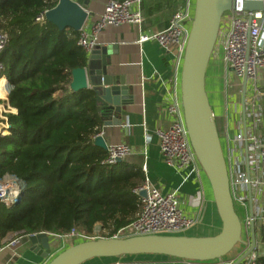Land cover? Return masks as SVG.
Returning <instances> with one entry per match:
<instances>
[{
  "label": "trees",
  "instance_id": "16d2710c",
  "mask_svg": "<svg viewBox=\"0 0 264 264\" xmlns=\"http://www.w3.org/2000/svg\"><path fill=\"white\" fill-rule=\"evenodd\" d=\"M58 3L0 0V32L9 35L0 52V78L11 86L8 100L18 111L6 115L9 133L0 134V178L14 176L23 184L17 204L0 203V242L14 233H94L97 224L102 238H112L140 211L134 193L140 169L125 161L102 164L107 151L94 143L102 127L95 94L70 90L72 71L88 59L78 45L80 32L36 21ZM256 235L264 243V227ZM256 264H264L263 253Z\"/></svg>",
  "mask_w": 264,
  "mask_h": 264
},
{
  "label": "built area",
  "instance_id": "2783aa9c",
  "mask_svg": "<svg viewBox=\"0 0 264 264\" xmlns=\"http://www.w3.org/2000/svg\"><path fill=\"white\" fill-rule=\"evenodd\" d=\"M235 9L226 12L222 23L228 25L226 43L224 46V61L232 67L240 80L247 79L240 90L243 102L230 101L234 111V120L226 128L223 139L226 142V162L228 166L231 194L235 208L241 212L243 226L242 239L244 249L234 259L223 261L222 264H234L238 258L251 247V228L264 227V87H261L258 78L259 71L264 69V12H249L244 9L246 1L263 0H234ZM142 0H110L99 20L93 25L92 32L80 31L78 45L87 53L98 47L99 35L110 26L134 25L142 29L144 17L141 12ZM194 5L187 0L185 7L179 9L172 16L169 26L153 35H142L140 42L155 40L165 51L176 50L177 64L183 65L184 54L193 20ZM45 13L40 14L36 21L44 22ZM84 29V28H83ZM8 33L0 32V52L8 43ZM0 70L3 65L0 64ZM251 83L253 95L248 97L247 92ZM6 98L0 97V104L8 101L9 90L6 89ZM245 92V96H244ZM177 99L168 106V114L173 122L168 129H158L155 133L159 147L166 164L177 172L200 173L202 169L192 148L184 119L181 100V88ZM9 110L11 107L6 104ZM5 110L0 109V117ZM9 129V124L0 123V134ZM152 141V135H145V147ZM107 158L102 162L106 166H115L133 154L127 144L110 145L107 148ZM146 152V150H145ZM203 170V169H202ZM146 192L142 197L141 193ZM140 196L141 205L137 219L127 228L120 230L114 237L127 238L148 235H186L197 221L184 214L180 208L177 192L162 194L146 179L143 185L134 189ZM23 194L22 182L14 176L0 178V203L12 207L18 203ZM46 233L56 242L69 241L86 242L99 239L94 233L80 231L77 228L67 233ZM36 235V234H34ZM24 233H14L10 241L0 245V252L5 247H16ZM55 242V243H56ZM260 249H255L241 264H256L258 257L263 253L264 243L258 239ZM123 257L118 258L116 264H125Z\"/></svg>",
  "mask_w": 264,
  "mask_h": 264
},
{
  "label": "crops",
  "instance_id": "0c3cea01",
  "mask_svg": "<svg viewBox=\"0 0 264 264\" xmlns=\"http://www.w3.org/2000/svg\"><path fill=\"white\" fill-rule=\"evenodd\" d=\"M109 1H88L89 18L83 29L86 33L92 32L93 25L99 20ZM186 2L187 0H142L141 12L145 20L142 29L134 25L110 26L99 35L98 46L108 48L111 55L110 71L124 77L128 90V100L122 107L121 125L106 127L102 123L100 134L108 146L127 144L132 148L133 154L124 161L140 169L141 185L148 179L162 194L177 192L181 210L186 216L197 221L187 235L207 237L220 233L222 222L204 171L201 169L200 173H193L188 177V172L179 173L169 167L161 154L159 141L155 135L158 129H168L173 122L167 110L180 94L182 65L177 64L175 49L165 51L155 40L140 42L142 35H153L166 29L174 13L185 7ZM190 2L193 5V0ZM228 30V25L222 23L206 78V88L221 139L235 117L229 105L230 101L243 102L240 92L243 79L238 84L231 82V79L237 77L234 72L230 73L229 66L224 61ZM0 79L1 88L6 85L7 79L5 77ZM258 82L264 87V69L259 71ZM7 86L10 91L8 81ZM236 87L240 89L239 92H235ZM252 95L251 88L247 96ZM11 109L13 114H17L16 109L12 107ZM4 123L7 124L6 121ZM146 134L152 135V141L145 147ZM102 228V224H97L96 231L103 233ZM13 235L9 234L0 245L7 244ZM75 243L79 241L54 243L52 257ZM32 247L28 237H23L16 247H5L0 252V264H47L49 259L32 252ZM235 257L222 260L227 261ZM122 259L125 264H222L220 260L196 262L156 255ZM116 261L117 259H93L85 264H116Z\"/></svg>",
  "mask_w": 264,
  "mask_h": 264
},
{
  "label": "water",
  "instance_id": "95a60500",
  "mask_svg": "<svg viewBox=\"0 0 264 264\" xmlns=\"http://www.w3.org/2000/svg\"><path fill=\"white\" fill-rule=\"evenodd\" d=\"M88 1L59 0L54 9L45 13V19L61 31L72 29L80 32L89 18ZM234 9V0H195L181 72V100L185 124L192 148L211 185L222 222L220 233L207 237L148 235L99 238L72 245L54 257L52 250L55 240L46 233L29 236L32 252L49 259L47 264H85L93 259L143 255L209 262L221 260L237 245L245 244L242 239V222L231 194L221 136L206 88L207 71L218 41L223 16ZM244 9L249 12H264V0L246 1ZM111 65L109 49L98 46L88 53L85 67L72 71L70 84V90L74 93L91 90L95 94L96 110L106 127L121 125L122 107L128 100L124 77L112 73ZM243 84L246 90L247 79H244ZM8 104L10 105L9 100ZM94 143L101 149L108 148L100 133L95 137ZM141 196L145 197L146 192L141 193ZM251 234V247L234 264H241L255 249L261 248L255 226L251 228Z\"/></svg>",
  "mask_w": 264,
  "mask_h": 264
},
{
  "label": "rangeland",
  "instance_id": "374dc122",
  "mask_svg": "<svg viewBox=\"0 0 264 264\" xmlns=\"http://www.w3.org/2000/svg\"><path fill=\"white\" fill-rule=\"evenodd\" d=\"M195 4V0H193V5ZM193 13H194V9H193ZM229 70H230V73L231 74H233V72H234V70H233V68L232 67H229ZM237 77V76H236ZM231 82H233V83H235V84H238V83H240L241 82V80L240 79H238V78H235V79H231ZM237 86V85H236ZM249 89H250V91H251V84H250V87H249ZM239 88L238 87H236V89H235V92H239ZM6 102V101H5ZM5 102L3 101L1 104H0V107H2V108H0L2 111L3 110H5L6 112H3V116L2 117H6V115L7 114H9V113H12L13 112V110L11 109V110H9L8 109V107H6L5 105L6 104H8V102H6V104H5ZM4 103V104H3ZM7 118V117H6ZM4 121H6L5 119H2L1 117H0V123H3V124H5L4 123ZM7 121H8V119H7ZM7 123V122H6ZM6 125V124H5ZM9 132H8V130H6L3 134H8ZM221 142H222V146H223V149H224V153L226 154V142H225V140L224 139H221ZM236 212H237V214H238V216L240 217V218H242V216H241V212H240V209L239 208H237L236 207ZM104 235V233H97L96 234V236L98 237V238H102V236ZM187 235V234H186ZM244 249V247H243V245L242 244H239L231 253H229L227 256H226V258H231V257H235V256H237L238 254H240V252H242V250ZM135 257H137V256H135Z\"/></svg>",
  "mask_w": 264,
  "mask_h": 264
},
{
  "label": "bare ground",
  "instance_id": "6f19581e",
  "mask_svg": "<svg viewBox=\"0 0 264 264\" xmlns=\"http://www.w3.org/2000/svg\"><path fill=\"white\" fill-rule=\"evenodd\" d=\"M0 80H2V79H0ZM0 89H2V88H0Z\"/></svg>",
  "mask_w": 264,
  "mask_h": 264
}]
</instances>
